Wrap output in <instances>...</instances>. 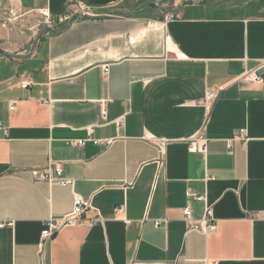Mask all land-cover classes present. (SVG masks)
Returning <instances> with one entry per match:
<instances>
[{
  "label": "crops",
  "instance_id": "0c3cea01",
  "mask_svg": "<svg viewBox=\"0 0 264 264\" xmlns=\"http://www.w3.org/2000/svg\"><path fill=\"white\" fill-rule=\"evenodd\" d=\"M44 11L64 29L29 35ZM263 60L264 0H0V264H264V83L238 81ZM75 194L103 223L42 242Z\"/></svg>",
  "mask_w": 264,
  "mask_h": 264
},
{
  "label": "built area",
  "instance_id": "2783aa9c",
  "mask_svg": "<svg viewBox=\"0 0 264 264\" xmlns=\"http://www.w3.org/2000/svg\"><path fill=\"white\" fill-rule=\"evenodd\" d=\"M85 13L87 14L88 12ZM43 15L44 17H46V19H51V17L48 16L46 11L43 12ZM176 19H178L176 14L168 13L164 17V23L168 24ZM109 70H110L109 66H104L105 74H108ZM238 81L262 85L264 83V60L260 62L257 68L246 71L242 76H240ZM30 86H32L31 80L27 79L22 82L23 89H27ZM219 93L220 91L218 90H209L206 92L203 104L208 113L210 112L211 103L219 96ZM12 110H14V107H12ZM101 114L104 119L107 117V114L103 109L101 110ZM122 122L123 119L120 118L117 122V125L121 126ZM235 140H242L246 144L248 139L245 130H241L239 136H236L233 140L230 141L229 143L230 148H231V143ZM88 142H91L94 145H99L104 143L110 144L111 140H105V141L96 140L93 137V132L89 131L86 139L75 142L74 145L83 147ZM207 142L208 140L202 137V134H200L199 136L191 140L190 151L193 153H198L206 156L208 151ZM162 154H164V151H162ZM51 165H54V173L52 172L50 167L47 168L46 170H34L32 172L34 178L38 181H47L50 184H54L56 182L64 187L74 185V182L72 180L64 177L61 163L51 162L49 166ZM187 196L190 199L194 198L198 201L204 200L203 197H197V196L195 197L190 192H188ZM90 210H95L93 207L92 198L86 199L78 194H75L74 209L70 214L60 218L51 217L46 222V228L42 232V242L52 239L56 234H58L61 230L67 227L85 226V227L93 228L95 226L102 224L103 219L101 218L88 219L86 217V213ZM116 211L119 214L123 211V208L117 209ZM184 221L187 225L188 230L190 231H199L203 234H209L210 232H214L217 229L216 220L214 218L213 209L211 207L206 209L205 214L201 219L195 220L193 217L192 208L190 206H187L184 209ZM161 224L162 221L155 222V225L157 227H159Z\"/></svg>",
  "mask_w": 264,
  "mask_h": 264
},
{
  "label": "rangeland",
  "instance_id": "374dc122",
  "mask_svg": "<svg viewBox=\"0 0 264 264\" xmlns=\"http://www.w3.org/2000/svg\"><path fill=\"white\" fill-rule=\"evenodd\" d=\"M15 18L16 17H11L10 18L11 21L10 22H7V23L8 24H15V25L16 24H20V25L23 24L20 21H18V22L15 21ZM29 24H30L28 26V29H29V32H30L29 35H32V32H31L32 30L29 28L30 26L36 27V26H39L40 25L41 27H45L44 30H43L44 31V35H42V37L47 34V31H49L50 33H52L53 30H56V29H60L61 28L60 27L61 25H59L58 21H55L52 18L51 19H46V17H36L33 21L29 22ZM61 24H63V22H61ZM24 27L26 28V25H24ZM32 40L35 41L36 40V37H33Z\"/></svg>",
  "mask_w": 264,
  "mask_h": 264
},
{
  "label": "trees",
  "instance_id": "16d2710c",
  "mask_svg": "<svg viewBox=\"0 0 264 264\" xmlns=\"http://www.w3.org/2000/svg\"><path fill=\"white\" fill-rule=\"evenodd\" d=\"M61 28L60 29H56V30H54L53 32H60V31H62L63 29H64V27H63V25L62 26H60Z\"/></svg>",
  "mask_w": 264,
  "mask_h": 264
}]
</instances>
